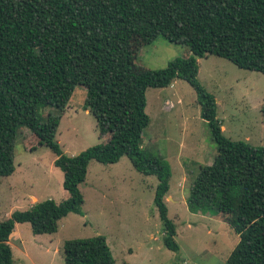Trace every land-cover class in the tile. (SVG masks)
Here are the masks:
<instances>
[{"label":"trees","instance_id":"obj_1","mask_svg":"<svg viewBox=\"0 0 264 264\" xmlns=\"http://www.w3.org/2000/svg\"><path fill=\"white\" fill-rule=\"evenodd\" d=\"M158 36L187 46L190 55L160 69L138 63L140 46ZM208 54L264 74V0H0V182L15 171V140L24 125L32 132L25 146L42 144L57 155L69 192L60 202L36 201L0 221V264H14L9 241L17 223H30L35 234L55 233L69 213H84L79 185L90 162L112 164L123 156L157 176L163 242L180 249L165 201L171 169L142 147L151 121L147 89L180 77L198 91L219 148L213 164L200 166L188 207L195 213L216 209L239 235L224 264H264V146L224 134L216 98L198 78V59ZM77 86L87 89L84 109L96 117L103 141L67 155L57 131ZM45 108L55 113L41 116ZM63 254L66 264H116L104 235L69 239Z\"/></svg>","mask_w":264,"mask_h":264},{"label":"rangeland","instance_id":"obj_2","mask_svg":"<svg viewBox=\"0 0 264 264\" xmlns=\"http://www.w3.org/2000/svg\"><path fill=\"white\" fill-rule=\"evenodd\" d=\"M38 2L39 0H30ZM187 46L158 36L140 46L137 62L160 69L178 57H187ZM200 83L217 102V117L224 134L232 140L264 146V74L239 67L227 58L208 54L199 58ZM87 89L77 86L63 113L57 139L63 152L76 155L103 141L96 117L84 109ZM146 112L150 124L143 134L144 150L162 158L171 169L170 190L165 197L168 216L175 222L180 249L164 245V226L155 194L156 175L138 171L127 156L118 162L91 161L79 188L84 196L83 214L69 213L55 233L35 234L31 224L19 223V242L27 253L14 246L15 264H66L64 243L69 239L104 235L116 264H224L239 241V235L216 209L190 211L187 197L200 166L213 164L219 154L211 127L202 114L196 88L184 77L167 87L147 89ZM170 102H172L170 104ZM55 108H45L41 116ZM31 130L19 126L15 140V171L1 178L0 221L36 201L69 197L64 173L55 165L57 155L47 146L28 149ZM33 197L37 200L34 201ZM61 243L55 263L50 262ZM52 250L45 254L46 247Z\"/></svg>","mask_w":264,"mask_h":264},{"label":"crops","instance_id":"obj_3","mask_svg":"<svg viewBox=\"0 0 264 264\" xmlns=\"http://www.w3.org/2000/svg\"><path fill=\"white\" fill-rule=\"evenodd\" d=\"M172 102H170V104H171ZM87 112L89 111V110H86ZM33 199H34V201L35 200H37V198L36 197H33ZM35 203V202H34ZM34 203H32V205L34 204ZM31 205V206H32ZM18 224L19 223H17L16 224V226H15V229H14V232H13V235L11 236V239H10V241H9V243H10V245H11V247H12V250H13V260H14V246H15V248H18V250L19 251H22V253H21V255H24V257H22L20 260H22L23 262L25 261V256H27V253H26V251L24 250V247H23V245L19 242V239H20V233H19V231H18V229H17V227H18ZM61 246V243H59L58 244V246L57 247H55V249H54V254L51 256V258L49 259L50 260V262L51 263H55V262H57L56 261V257H55V255L57 254V252L59 253V247ZM51 245H49V246H47L46 247V250H45V254H47L49 251V249L50 250H52L51 249ZM57 256V255H56ZM14 264H15V261H14Z\"/></svg>","mask_w":264,"mask_h":264}]
</instances>
